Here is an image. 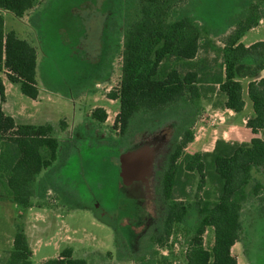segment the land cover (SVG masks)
<instances>
[{
	"label": "rangeland",
	"instance_id": "374dc122",
	"mask_svg": "<svg viewBox=\"0 0 264 264\" xmlns=\"http://www.w3.org/2000/svg\"><path fill=\"white\" fill-rule=\"evenodd\" d=\"M245 1L187 0L175 8V15L188 11L214 30L210 37L215 44L208 53L202 52L203 58L209 57L210 67L217 68L221 63L217 47L223 45L242 17ZM37 3L33 16L21 19L12 12L5 13L7 28L35 42L39 52L37 103L23 94L19 84L16 87L27 102L36 103L32 106L38 111L34 120L56 124L55 134L62 147L53 167L39 176L47 183L46 191L34 195L29 207H22L0 193V247L3 246L0 264L9 256L19 225L30 241L35 264L56 255L57 243L63 248L68 246L62 237L56 236L60 228L62 234L67 228L69 234L83 239L77 242L76 255L83 257L86 253L97 262L112 251L116 256L136 258V264L144 254H155L160 264H184L191 228L200 218L198 209L195 205L186 222L174 226L165 246L151 240L152 234L162 232L165 217L158 172L188 128L195 132L194 141L186 147L191 153L212 151L220 141L249 142L245 134L241 135L246 129L241 127L242 120L248 112L231 119L225 111L226 96L215 86L191 106H169L139 115L127 135L122 136L114 127L115 112L120 110L121 103L119 99L112 100L110 93L119 87L125 30L134 19L140 0H38ZM248 35L247 41L257 36L256 32ZM165 65L182 67L176 60ZM103 105L111 119L106 123L92 122L93 110ZM247 131L249 137L251 130ZM258 133L257 137L264 138V130ZM136 153L140 154L133 156ZM120 157L126 181L131 178L128 175L142 179L149 175L146 191L138 185H119ZM140 157L147 160L140 164ZM254 178L263 188L249 198L242 210L244 228L232 248L239 264H264V167L254 172ZM58 213L62 214L60 218ZM204 242L212 249L213 227H208ZM161 255H168L169 260H161ZM92 257H87L90 263Z\"/></svg>",
	"mask_w": 264,
	"mask_h": 264
},
{
	"label": "trees",
	"instance_id": "16d2710c",
	"mask_svg": "<svg viewBox=\"0 0 264 264\" xmlns=\"http://www.w3.org/2000/svg\"><path fill=\"white\" fill-rule=\"evenodd\" d=\"M37 1L0 0V193L22 207H29L34 195L46 191L47 183L39 176L58 159L62 147L52 124L18 123L3 109L4 72L11 81L20 84L25 95L36 99L40 93L37 49L15 30L6 31L2 13L8 10L24 17ZM186 1L140 0L134 19L125 30L121 80L117 91L110 93L111 98L121 103L114 127L122 136L127 135L139 115L169 106H191L215 86L226 96L225 106L241 112L245 100L240 63L250 59L254 64L252 72L264 68V40L251 45L242 42L246 32L264 18V0L245 1L242 17L223 45L217 47L221 53L217 68L209 66V57H202V52L208 53L215 44L210 37L214 30L188 11L175 15V8ZM172 60L181 62L182 67H165ZM248 93L254 114L247 125L257 133L264 130V78L250 81ZM92 117L105 121L108 113L97 107ZM181 136L158 172L165 217L162 232L150 238L165 246L174 226L185 223L196 205L200 218L191 228L184 264H239L232 248L244 228L245 203L263 188L260 181H255L254 172L264 167V138L235 143L220 141L213 151L191 153L186 147L194 140L195 132L188 128ZM253 181L256 183L251 186ZM208 227H213L215 233L212 249L204 242ZM32 255L27 234L19 225L13 248L2 263L33 264ZM160 258L169 260L168 255ZM138 260L139 264L161 262L155 254H144ZM42 264H88V261L74 257L73 248L66 247L59 256Z\"/></svg>",
	"mask_w": 264,
	"mask_h": 264
},
{
	"label": "crops",
	"instance_id": "0c3cea01",
	"mask_svg": "<svg viewBox=\"0 0 264 264\" xmlns=\"http://www.w3.org/2000/svg\"><path fill=\"white\" fill-rule=\"evenodd\" d=\"M37 5H38V3L36 2V4H35V6L31 9V10H29L26 14H25V16L24 17H26L27 15L29 16H33L32 14H34V10H35V8L37 7ZM6 12H8V10H3L2 11V13H3V15H4V19H5V13ZM9 12H11V11H9ZM14 14V13H13ZM15 15V14H14ZM16 16V15H15ZM16 17H18V16H16ZM24 17H18V18H21V19H23ZM5 28H6V31H10V30H15V29H8L7 28V26H6V20H5ZM233 28H234V26H233ZM34 31V33H36L37 32V30H36V28L35 29H33ZM231 30H233V29H231ZM230 30V31H231ZM16 31V30H15ZM250 32H256V37L255 38H252V39H250V40H248L247 41V38H248V34L250 33ZM16 33L20 36V37H22V38H25V39H27V40H29L30 41V39L29 38H26V37H24V36H22L21 34H20V32H17L16 31ZM25 33V32H24ZM35 38H36V35H33V39L35 40ZM262 40H264V18H262L261 20H260V22H259V24L257 25V26H255V27H253V28H251L250 30H248L247 32H246V34L242 37V42H244L246 45H251V44H253V43H255V42H257V41H262ZM36 41V40H35ZM35 47H36V49H37V70H38V66H39V52H38V48H37V45H35V42H33L32 40L30 41ZM253 67H254V64H253V62L250 60V59H245V60H243L241 63H240V65H239V72L241 73V74H244L243 76H241L240 77V79H241V81H242V83H243V87H244V100H245V107H244V109H243V111H241V112H236V111H234L233 109H231V108H228V107H225V111H228L229 112V117L232 119V116H235V115H238V114H241V113H245V112H248V116H246L242 121H243V125L241 126V127H246V129H245V131H242V134L241 135H243V134H245L246 135V137L249 139V141L252 139V138H254V137H257L258 135H259V133L257 132V133H255V132H253L252 131V129L250 128V127H248V125H247V119H248V117L249 116H252L253 114H254V107H253V102H252V100L250 99V101L248 100V97L247 96H249V93H248V85H249V83H250V81H252V80H260V79H262V78H264V68L263 69H261V70H259V71H256V72H252V69H253ZM2 77H3V81H4V84H5V87H6V99H5V101L3 102V109H4V111H5V113L6 114H8V115H11V116H13L15 119H16V121L18 122V123H30V124H45V123H50V122H48V121H45V122H41V123H38L37 122V120H34V119H37V115H38V111H34L33 109L35 108V107H32V106H34L37 102V100L40 98V93H39V96H38V98H36V99H34V98H31L34 102H36V103H29V102H27L26 101V99H24V97H23V95H19V93H18V91H17V84H19V83H17V82H13V81H11L9 78H8V76H7V73L6 72H4V73H2ZM20 85V84H19ZM20 88H21V86H20ZM40 89V88H39ZM22 91V90H21ZM24 94V93H23ZM15 98H18L19 99V101L17 100V99H15ZM250 98V97H249ZM112 100H117V99H112ZM100 107H102V108H105V110H106V107L103 105V106H100ZM119 111L120 110H117L116 112H115V116L114 117H116L117 115H118V113H119ZM106 112L108 113V111L106 110ZM111 119V116L110 115H108V117H107V119L105 120V121H100L99 120V122L100 123H106L107 121H109ZM98 119H95V118H93V121L92 122H96ZM52 125H56L55 123H53L52 122ZM69 124L67 123V121H66V127L68 126ZM238 126V125H237ZM83 127V126H82ZM67 129L68 130H70L71 129V127H67ZM66 129V132H70V131H68ZM247 130H251V134H250V136L248 137L247 135H248V131ZM108 131V130H107ZM98 134V133H97ZM100 137V136H99ZM197 138V137H196ZM194 141V140H193ZM192 141V142H193ZM191 143V142H190ZM213 151V150H212ZM138 160H140V164H142L143 163V161L145 162L146 160H147V157H145V158H142V157H140V159H138ZM57 161V160H56ZM122 161H123V158L122 157H120V159H119V162H120V164L119 165H117V174H118V182H119V185L120 186H135V185H138V186H141V187H144L145 188V191H146V186L148 185L147 184V181H148V176L149 175H146L147 177L145 178V179H142L140 176H136V175H134V176H132V175H128V176H130L131 178H130V180L129 181H126V176L124 175V173H123V165H122ZM139 162V161H138ZM55 163V162H54ZM54 165V164H53ZM53 165H52V167H53ZM141 175V174H140ZM120 179H122V183L120 182ZM17 204V203H16ZM106 214V213H105ZM57 216H59V218L61 217V215L62 214H60V213H58V214H56ZM65 216H66V214H65V210H64V218H65ZM64 218L62 217V219H63V222H64V224H65V227H68V225H67V223L65 222V220H64ZM129 221H127V222H125L124 221V223H128ZM56 223H57V220H56ZM65 230H66V232L64 233V234H62V231H63V229H59V232H57V234H56V236L58 235L59 236V238L60 237H62L61 238V240H63V241H65L66 243H68V246H66V247H72L73 248V255H74V257H77V258H85V259H87V261H88V264H136V260L135 259H133V258H119L118 256H116V255H114V253L112 252V251H110V252H106V254L105 255H102L103 257H101V260H100V258H99V260H98V262L97 261H95L94 259H93V257L92 256H86L85 254H84V256L83 257H80V256H78V255H76V245H77V242H81V241H83V239L82 238H78V237H76L75 235H71V234H69V232L67 231L68 229L67 228H65ZM133 230H135V228L133 229ZM17 232V231H16ZM68 232V233H67ZM16 234V233H15ZM14 237H15V235L13 236V238H12V242H11V244H10V249L9 250H11L12 248H13V242H14ZM75 243V244H74ZM65 244V243H64ZM63 246V245H62ZM62 246H60V244L59 243H57V247H58V252H57V254L56 255H54L53 257H57V256H59V254L61 253V251L64 249V248H66V247H62ZM3 248V246L2 247H0V252H1V249ZM5 250V249H4ZM53 257H49V258H53ZM89 257H92V259L93 260H90L91 261V263L89 262V260H88V258ZM49 258H44V261L45 260H47V259H49ZM103 258V259H102ZM90 259V258H89ZM43 261V262H44ZM95 261V262H94ZM42 263V262H41ZM41 263H39V264H41ZM33 264H35V263H33Z\"/></svg>",
	"mask_w": 264,
	"mask_h": 264
},
{
	"label": "water",
	"instance_id": "95a60500",
	"mask_svg": "<svg viewBox=\"0 0 264 264\" xmlns=\"http://www.w3.org/2000/svg\"><path fill=\"white\" fill-rule=\"evenodd\" d=\"M140 153H136V154H134L133 156H135V155H139Z\"/></svg>",
	"mask_w": 264,
	"mask_h": 264
}]
</instances>
